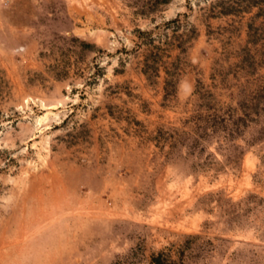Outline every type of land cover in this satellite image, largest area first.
Listing matches in <instances>:
<instances>
[{"label": "rangeland", "instance_id": "rangeland-1", "mask_svg": "<svg viewBox=\"0 0 264 264\" xmlns=\"http://www.w3.org/2000/svg\"><path fill=\"white\" fill-rule=\"evenodd\" d=\"M77 2L3 13L0 264H264V0Z\"/></svg>", "mask_w": 264, "mask_h": 264}, {"label": "crops", "instance_id": "crops-1", "mask_svg": "<svg viewBox=\"0 0 264 264\" xmlns=\"http://www.w3.org/2000/svg\"><path fill=\"white\" fill-rule=\"evenodd\" d=\"M6 1V2H5ZM37 0H33V2H36ZM72 0H68V2H71ZM78 1V0H77ZM74 0L75 4L71 5V3L68 4V9L73 12L74 15H76L77 11L80 10L81 8L77 6L79 2ZM100 5V3H99ZM17 6V5H16ZM15 0H0V28L2 29L3 27L6 26H13L14 24H10L8 19L9 17H3V13L5 12H12L15 8ZM100 16V14H99Z\"/></svg>", "mask_w": 264, "mask_h": 264}]
</instances>
